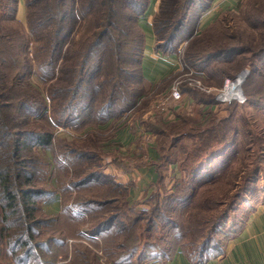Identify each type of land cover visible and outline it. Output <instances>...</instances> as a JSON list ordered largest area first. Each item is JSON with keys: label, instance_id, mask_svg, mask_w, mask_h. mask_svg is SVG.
Listing matches in <instances>:
<instances>
[{"label": "rangeland", "instance_id": "374dc122", "mask_svg": "<svg viewBox=\"0 0 264 264\" xmlns=\"http://www.w3.org/2000/svg\"><path fill=\"white\" fill-rule=\"evenodd\" d=\"M89 18L88 16L77 21L73 36L68 40L73 56L80 49L83 51V58H86L88 43L85 41L92 31ZM139 19L141 21L142 16ZM219 20L210 29L196 34L195 25L191 24L182 39H176L169 44V48L178 49L185 38H191L181 56L195 55L196 64L193 70L197 73L194 77L201 78L205 86L216 88L211 92L182 83L184 89L192 88L193 91L187 90L179 101L169 98L171 85L178 78H186L181 76L182 68L155 91L147 88L141 75L143 33L140 25L129 27L131 33L128 36L131 47L135 50L133 58L130 54L125 56L115 44H110L114 47V53L111 54L109 49L106 82L103 80L106 67L95 77L91 75L92 68L87 69L84 76L86 87L79 100L81 104L78 105L76 101L73 108L67 107L71 120L64 118L67 123L60 125L65 128L63 131L57 130V126L50 123V117L55 119L50 105L51 102L52 105L57 103V99L61 97L64 98L58 102L65 103L72 95V81L75 76L72 73L66 74L69 78L67 89L66 80H61L64 76L54 82L36 73L26 76V80L38 86L41 93L51 83L58 91L54 99L47 97L46 111L33 108L34 113H27L24 109L20 114L21 129L25 131L23 138L29 145L22 150V155L27 160L25 171L32 177L33 183L30 185L39 189L33 196L32 205L37 220L29 219L32 231L26 234L28 246L16 244L14 250H10L8 237L12 238L21 223L14 222V216L2 221L3 216L0 213V264H113L112 257L106 254L104 248L112 246L111 241L117 238L116 230L121 223L106 226L109 230L103 232L104 234H96L93 229L108 215L119 212L122 213L120 215L124 213L130 217L125 218L126 224L133 217H141L140 250L147 256L151 255L149 258L166 261L176 246H183L195 256L199 243L195 244L190 239V234H198L200 228L208 232L211 218L226 210L227 205H216V202L225 199L230 201L235 194L238 196L237 203L229 212V218L223 217L215 225L216 232L211 233V245L219 244L228 230L244 218L245 208H239L244 201L253 197H264V0H240L235 12L226 13ZM0 24L8 27L7 32L14 29L27 37L29 43H33L34 38L27 24L25 0L13 1V8L6 17L0 11ZM220 48L227 51L230 48L237 49L231 55L225 53L218 56L221 53L217 52ZM32 53L33 46H29L28 55L31 58ZM210 55L215 56L208 59ZM73 56L64 64V68L71 64ZM116 56L119 57L118 61L115 60ZM81 57L77 55L75 60L79 61ZM227 57L234 60L226 63ZM243 73L246 78L241 91L246 97L245 101H217L215 94L217 89L223 87L225 79H235ZM100 87L104 90L103 93L99 91ZM114 90H117L116 102H110L109 94ZM137 92L142 94L143 97L139 99L142 102L136 104L135 116L132 111L131 116L122 120V124L128 128L136 120L143 127L142 135H137L128 144L121 146L127 151L132 145L131 142L135 147L138 143L142 154L150 145L151 152L157 156L160 183L151 194L147 193V196L135 204L126 203L119 198L115 203L100 207L98 203H106L104 201L112 197L106 189L109 184H106V179L101 177L99 171L113 161L109 150H112L114 144L103 131L87 128L97 124L95 121L100 116L106 117L109 113V109L100 110L101 103L104 102L106 106L109 102V107L115 105L112 112H117L122 108L120 101L123 94ZM15 93L21 91L16 88ZM41 93L37 92L36 95L41 96ZM174 103L178 107H173ZM149 123L153 125L150 126ZM113 126L116 127L117 124L114 123ZM232 127L236 131H232ZM47 130L53 132L52 144L38 146L35 143L36 134ZM217 139L226 142L222 145L215 141ZM209 140L222 155L214 160H207L205 168L196 175L192 174L190 168L185 170V166L193 165L192 160L196 153L194 150L203 148ZM87 149L97 152L92 166L87 165L81 155V150ZM91 170L98 171V174L92 181L84 182L83 179ZM211 177L213 178L207 181ZM23 179L24 177L20 178L19 182ZM25 185L23 184V188ZM55 190L62 195L59 213L58 202L50 199ZM182 197L185 200L180 203L179 198ZM43 207L46 211H43ZM207 207H212V210L208 211ZM54 211L57 214L53 215ZM209 218V223L206 224L204 219ZM8 226L12 230L7 231ZM134 232L137 233V229ZM135 263L138 264L136 261Z\"/></svg>", "mask_w": 264, "mask_h": 264}, {"label": "trees", "instance_id": "16d2710c", "mask_svg": "<svg viewBox=\"0 0 264 264\" xmlns=\"http://www.w3.org/2000/svg\"><path fill=\"white\" fill-rule=\"evenodd\" d=\"M13 1L15 0H0V11L4 12L5 17L13 8ZM210 1L211 0H159L158 8L152 23L159 49L177 50L169 48V44L175 42L176 39H182L187 32L188 26L191 24L195 25L194 33L196 34L199 18L202 12L208 8L207 6ZM147 3L148 0H25L27 24L29 32L34 38L33 43H29L27 37L19 34L20 32L14 29L10 33L7 32L8 27L4 24H0V213L3 216L2 221H6L9 217L14 216L13 221H20L21 223L19 229L12 235V238L8 237L10 250H14L16 244H20L22 247L28 246L26 234L32 231V224L29 223V219L34 218V220H37L34 217L32 205L34 204L33 196L39 192V189L30 185L33 183L32 177L30 173L28 174L25 171L27 160L22 155V150L23 147L25 148L29 145L27 140L23 138V136H25V131L21 129L22 120L20 114L24 109L27 113H34L33 108H35V110L46 111L48 108L47 97L50 98L49 96H51L52 99H54L58 91V89L53 87V83H51L48 88L43 91L45 94H42L43 92L41 93L38 86L26 80V76L30 73H36L43 77H47L53 82L64 76L61 80H66V89L68 84L67 81H69L66 74L72 73L75 76L72 81L74 84V88L71 91L72 95L65 103L58 102L64 98L61 97L57 99V103L52 105L53 103L51 102L50 105L51 112L53 111L52 113L55 118L53 119L50 117V123L54 126L65 125L67 121H65L64 118L66 120H71L70 116L67 114V107L73 108L76 101L78 105L81 104L79 100L84 91L83 89L86 87L84 76L87 69L91 67V75L95 77L106 67L103 77V80L106 82L109 49L111 54L114 53V47L110 46V44H115L125 56L130 54L131 58H133L132 54H135V50L131 47L132 43L128 36L131 33L129 27L135 25L139 27V18L144 14ZM88 16L90 17V22H92V31H90L85 41V43H88L86 58H83V51H80V49L77 52L75 51L73 56L70 53V44L68 40L70 41L73 36L72 32L77 21L85 19ZM126 38L127 40H125ZM143 38L144 37H142L144 44ZM190 40L191 38H185L179 44V47L184 45L179 53L180 61L183 66L181 75L189 72L190 69H194L193 66L196 64L194 59L195 55H189L187 57L181 56L182 52L189 45ZM29 46H33L32 58L28 55ZM137 48L138 47H136V50ZM230 49L231 50L227 51L220 48V50L217 51L219 53L221 52L218 56L225 53L231 55L237 48ZM68 52L70 53V58ZM77 55L82 56V61L81 59L79 61L75 60ZM72 56L73 59L71 64L64 68V64L71 59ZM87 56L90 58L87 59ZM214 56L215 55H210L208 59ZM119 57L116 56L115 60L118 61ZM197 59L200 60V58ZM233 60L234 58L227 57L225 62H232ZM77 63L80 64L78 65ZM210 77L212 78V76ZM16 88H18L21 93H15ZM147 88L150 87L147 86ZM100 90L101 93L104 92L101 87L99 88V91ZM117 90L109 94L108 99L110 102H116L115 95ZM187 90L193 91L192 88L184 89L183 85H181V93L183 96L186 94ZM37 92L41 93V96L36 95ZM141 95L142 94L139 92L128 95L124 93L120 101L122 108L119 109V111L115 112L114 110L112 112V108L115 105L109 107L111 105L109 102L106 106L104 102L101 103L100 110L105 111L109 109L107 116H120L124 112L134 108L138 102H142L139 101V99L143 97ZM213 100H215L214 97ZM106 117L100 116L95 123H101ZM148 125L152 126L153 124L149 123ZM232 131H236L235 127H232ZM52 140L53 132L47 130L36 134L35 143H37L38 146L44 147L51 145ZM215 141H218V139ZM218 142L223 145L226 141L220 139ZM215 148L217 147H215L214 143L211 144L209 140L204 144L203 148L194 150L196 153L192 160L193 165L188 167L185 166L184 169L190 168L192 174L194 173V175H196L199 170L205 168V162L207 160L211 158L214 160L222 155L217 152ZM89 150L92 149L81 150V155L84 156L83 160L85 162L87 161L86 164L92 166V160L96 158L97 152L94 153ZM189 156L190 154L188 157ZM101 157L103 158V156ZM88 162H90V164H88ZM99 173H101V177L106 179V184H109V187L106 189L109 190L108 193H110L112 197L107 198V200L104 201L106 203H98V205L102 207L101 205L115 203L119 198L130 204L126 197V188L116 183L113 176L106 174L104 170L99 171ZM97 174L98 171L94 172V170H91L83 179L84 182L92 181ZM22 177H24V179L22 182H19L21 181L19 179ZM212 178L213 177L207 181ZM23 184H26L24 188ZM15 185H17V187H15ZM113 193L117 194L113 195ZM184 200V197L179 198L180 203L184 202ZM237 200L238 196L235 194V196L231 197L230 201L225 199L216 202V205H227V208L214 215L215 217H212L211 220L210 218L208 220L204 219L206 224L209 223V220L212 221L208 232L204 230L205 233L200 228L198 234L189 233L190 239L194 241L195 244L197 242L199 243V247L196 250V257H199L207 247L212 246L211 233L216 232L215 225L218 224L217 222L223 220V217L229 218L231 215L229 212L234 208ZM132 208L133 206L130 207L131 210ZM207 208L208 211L212 210V207ZM112 214L113 215H108L105 219H102V221L94 227L93 231L96 232V234L97 232L101 234L109 230L105 228L106 226H111L114 223L117 224V222L121 223H119L120 226H118L116 230L118 234L117 238L111 241V243H113L112 246H106L104 248L106 254L110 258L112 257L111 260L113 264H136L135 261L139 264L151 257V255L147 256L140 250V234L142 232L139 221L141 217H133L131 222L126 224L124 221L125 218L129 219L130 217H127L124 213L120 215L122 214L121 212L118 213L119 215ZM136 229L137 233L134 232ZM10 230H12V227L8 226L7 231ZM146 230H149V228H146ZM143 232H145V230ZM187 251L190 253L189 250Z\"/></svg>", "mask_w": 264, "mask_h": 264}, {"label": "crops", "instance_id": "0c3cea01", "mask_svg": "<svg viewBox=\"0 0 264 264\" xmlns=\"http://www.w3.org/2000/svg\"><path fill=\"white\" fill-rule=\"evenodd\" d=\"M239 1L211 0L208 8L202 12L199 18L197 32L210 29L220 21L219 19L223 15L235 12L239 7ZM158 2L159 0H148L142 20L139 21L144 37L141 71L145 84L153 90L181 70L179 53L184 46L182 45L177 50H164L157 46L152 23ZM245 98L242 91V95L235 96L234 100L228 102L242 103ZM173 107H178L177 103H174ZM132 111H134L133 116H135L136 107L127 111L129 114L124 112L120 116H108L98 125L89 126L87 129L103 131L102 133L112 139L114 146L109 151L113 161L105 166L104 172L113 176L116 183L126 188V197L129 202L135 204L142 197L147 196V193L151 194L158 187L161 176L156 160L157 156L151 152L150 145L142 154V149L138 143L135 147L134 143L131 142L132 145L127 151L122 147L137 135H142L143 127L136 120L128 128L122 124V120L126 116H131ZM114 123L117 124L116 127L113 126ZM50 199L58 202L57 213H59L62 195L55 190ZM239 208H245L244 218L234 228L228 230L219 244L207 247L199 257L191 256L183 246H176L166 261L149 258V260H144L139 264H264V197H253L244 201ZM43 211H46L44 207ZM57 213L56 211L52 212L53 215ZM107 258L109 259V257Z\"/></svg>", "mask_w": 264, "mask_h": 264}, {"label": "built area", "instance_id": "2783aa9c", "mask_svg": "<svg viewBox=\"0 0 264 264\" xmlns=\"http://www.w3.org/2000/svg\"><path fill=\"white\" fill-rule=\"evenodd\" d=\"M181 62V61H180ZM182 65V63H181ZM183 69V66H182ZM195 73L193 69H190L189 72H186L185 74L181 75V76H185L186 78H183L182 80H179L181 78H178L170 87L169 90V98L174 99V100H181L183 98V95L181 93V84L182 83H188L192 86H198L200 89L204 90L205 92H211L216 88L213 87H207L203 84L202 79L199 77H194ZM180 76V77H181ZM237 79V77L235 79H232L231 77H227L223 83V87L217 89V92L215 94V99L217 101L220 102H228V101H232L235 98H229V96L232 94H230L229 91V87H231L234 83V81ZM57 130L59 131H63L65 130L64 127L62 126H57ZM105 261H107V259H105Z\"/></svg>", "mask_w": 264, "mask_h": 264}, {"label": "bare ground", "instance_id": "6f19581e", "mask_svg": "<svg viewBox=\"0 0 264 264\" xmlns=\"http://www.w3.org/2000/svg\"><path fill=\"white\" fill-rule=\"evenodd\" d=\"M245 77H246V75L244 76V73H243V75L238 76L237 79L234 81L233 85L231 87H229L228 92L232 93L229 96V98H235V96L238 97V95H242L241 86H242V83H243ZM233 93H235V94H233Z\"/></svg>", "mask_w": 264, "mask_h": 264}]
</instances>
